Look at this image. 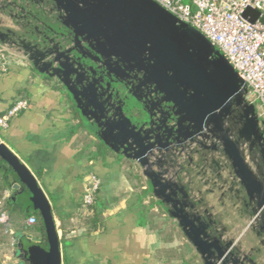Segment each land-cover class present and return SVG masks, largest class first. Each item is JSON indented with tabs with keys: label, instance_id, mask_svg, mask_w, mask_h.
I'll use <instances>...</instances> for the list:
<instances>
[{
	"label": "water",
	"instance_id": "obj_1",
	"mask_svg": "<svg viewBox=\"0 0 264 264\" xmlns=\"http://www.w3.org/2000/svg\"><path fill=\"white\" fill-rule=\"evenodd\" d=\"M1 8L15 17L18 9L21 20L0 27V44L16 47L34 73L66 95L91 134L138 164L203 264H255L234 240L222 238L178 179L163 176L177 166L172 149L196 141L187 159L197 153L204 168L211 163L219 177L225 174L231 190L237 183L235 192L251 205L248 225L264 231L262 120L224 55L154 0H2ZM257 15L243 13L251 22ZM0 161L25 186L22 202L45 227L44 236L18 239V264H61L48 197L2 140Z\"/></svg>",
	"mask_w": 264,
	"mask_h": 264
},
{
	"label": "crops",
	"instance_id": "obj_2",
	"mask_svg": "<svg viewBox=\"0 0 264 264\" xmlns=\"http://www.w3.org/2000/svg\"><path fill=\"white\" fill-rule=\"evenodd\" d=\"M15 13L17 17L10 16L1 8L0 27H16L21 13ZM8 47L10 62L0 71V114L20 97L28 98V107L0 128V140L29 168L48 197L61 264H203L151 191L143 195L134 188L126 173L129 165L141 171L138 164L114 152L95 157L96 137L79 124L71 101L34 73L16 47ZM174 169L171 165L170 171ZM182 174L179 183L201 212L207 210L222 238L234 240L253 263L264 264V231L256 223L248 225L251 205L235 192L239 185L231 190V183L222 180L225 174L219 177L211 163L204 168L197 153L185 161ZM91 176L100 184L94 203L83 208L81 198ZM0 186L9 215V223L0 228V264H18V239L41 237L36 224H27L38 211L23 204L25 186L1 161ZM96 213L99 222L92 228L87 219Z\"/></svg>",
	"mask_w": 264,
	"mask_h": 264
},
{
	"label": "built area",
	"instance_id": "obj_3",
	"mask_svg": "<svg viewBox=\"0 0 264 264\" xmlns=\"http://www.w3.org/2000/svg\"><path fill=\"white\" fill-rule=\"evenodd\" d=\"M154 1L177 19L200 31L224 55L245 83L246 100L254 105L258 101L260 111H256L261 118L264 114V0ZM247 8L258 12L252 22L243 16ZM8 48L7 44H0V71H4L10 62ZM27 107V97L15 99L0 114V128L7 127L11 118ZM196 139L200 140L201 137L197 136ZM196 147V141L174 147L171 152L176 156L177 166L174 171L169 170L163 176L169 180L178 179L176 171ZM163 155L166 157L165 153ZM182 173L183 170L179 172ZM99 184L98 177L91 176L81 198V207L88 208L94 203ZM4 201L0 190V228L9 223V215L3 208ZM35 223L36 218L31 215L27 224Z\"/></svg>",
	"mask_w": 264,
	"mask_h": 264
},
{
	"label": "trees",
	"instance_id": "obj_4",
	"mask_svg": "<svg viewBox=\"0 0 264 264\" xmlns=\"http://www.w3.org/2000/svg\"><path fill=\"white\" fill-rule=\"evenodd\" d=\"M52 85L56 86L55 84H52ZM73 112H74L75 117L79 118L77 110L75 109L74 105H73ZM79 124H81L80 120H79ZM94 154H95L94 155L95 157H98V156L105 157L108 154H113V152L101 140L96 138V141L94 143ZM3 164L7 167L8 170H10V168L5 163H3ZM126 174L130 178L132 177V182H134L133 186L135 189L140 190L143 195L150 193V187H149L147 181L144 179L143 174L141 173V171L138 169L137 166L129 165V168H128V171ZM0 188H1V186H0ZM90 206H88V208ZM4 207H5V205H3V208ZM4 210H5V208H4ZM35 218H36V223H35L36 224V226H35L36 230H38L41 233V236H44L45 235V227H44V224H43L38 212H36ZM58 220L60 221L61 218L58 217ZM98 222H99V217H98L97 213L92 215V217L87 219V223L92 228H96Z\"/></svg>",
	"mask_w": 264,
	"mask_h": 264
},
{
	"label": "rangeland",
	"instance_id": "obj_5",
	"mask_svg": "<svg viewBox=\"0 0 264 264\" xmlns=\"http://www.w3.org/2000/svg\"><path fill=\"white\" fill-rule=\"evenodd\" d=\"M183 1H184V2H189L190 0H183ZM255 107H256L257 110L260 109V105H259L258 101L255 102ZM259 111H260V110H259ZM260 119L262 120V126H261V129H264V114L261 116Z\"/></svg>",
	"mask_w": 264,
	"mask_h": 264
}]
</instances>
